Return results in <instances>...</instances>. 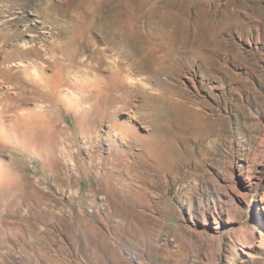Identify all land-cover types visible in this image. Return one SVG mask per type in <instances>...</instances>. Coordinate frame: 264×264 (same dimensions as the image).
Returning a JSON list of instances; mask_svg holds the SVG:
<instances>
[{"label":"rangeland","instance_id":"obj_1","mask_svg":"<svg viewBox=\"0 0 264 264\" xmlns=\"http://www.w3.org/2000/svg\"><path fill=\"white\" fill-rule=\"evenodd\" d=\"M12 94L0 264H264V0H0Z\"/></svg>","mask_w":264,"mask_h":264},{"label":"bare ground","instance_id":"obj_2","mask_svg":"<svg viewBox=\"0 0 264 264\" xmlns=\"http://www.w3.org/2000/svg\"><path fill=\"white\" fill-rule=\"evenodd\" d=\"M37 67V66H36ZM39 68L41 69V66H39ZM28 69H30V67L28 68ZM27 68L25 69V70H28ZM32 70H28V71H26V73H25V76H24V78L26 79V80H28V81H30V82H32L35 86H36V88H37V92H38V94L41 96V94L43 93V88H46L45 86H47V85H50V84H52L51 82H49V80L52 78V76L51 75H49V77H51L50 79H48V77H46L44 74H46V73H42V71L40 70V72L39 71H37L38 69L37 68H31ZM37 69V70H36ZM44 72V71H43ZM48 76V75H47ZM60 78V77H59ZM55 79H57V77L55 78ZM54 81V78H52L51 79V81ZM57 81V80H56ZM60 80H58L57 82H58V84L60 83L59 82ZM139 82V81H138ZM55 84H53V85H50V86H54V88L55 87H59L58 85H56L57 83L56 82H54ZM84 83V82H83ZM60 85V84H59ZM73 86V85H72ZM84 86V85H83ZM98 86V85H97ZM48 88H50V87H48L47 86V88L46 89H48ZM85 88V87H84ZM57 89H59V88H56V90ZM196 89V88H195ZM51 90V89H50ZM45 91V90H44ZM52 91H54V90H52ZM58 96V95H57ZM66 96V95H65ZM13 97H15V96H13V94L12 95H8L7 96V98H5V99H3V102H2V107H1V110H0V143H8L9 141H10V134H11V130L9 129L10 127H11V125L12 124H14L15 122H16V124L18 123V125L17 126H19L18 127V129H17V132L18 133H16V138H17V140L18 141H20V139L21 138H23L22 140H24V134H25V129H26V127H27V125H28V122H27V120H29V117H30V115H32V113L29 111H27V110H15L14 109V106H19L20 104H19V101L18 100H15ZM23 99V98H22ZM27 100V99H26ZM81 100V99H80ZM15 103H18V104H15ZM124 104V103H123ZM181 106H183V105H181ZM19 108V107H18ZM123 108V107H122ZM173 108V107H172ZM11 109H12V111L14 112L15 111V113H16V117L14 116L13 118H11L10 119V123H9V126L8 125H6L5 123H4V117L7 115V113L9 112V111H11ZM25 109V108H24ZM182 109H185V107L183 106V108ZM196 109V108H195ZM176 110V109H175ZM19 111V112H18ZM178 111L179 110H177V112H176V115H177V113H178ZM183 111H185V110H183ZM34 112V111H33ZM31 113V114H30ZM184 113V112H183ZM183 113H181L182 115L181 116H183ZM36 114V113H35ZM187 114V113H186ZM34 115V114H33ZM32 117V116H31ZM9 118V117H8ZM180 118V117H179ZM9 120V119H8ZM7 120V121H8ZM142 120V119H141ZM178 121H180V120H178ZM185 122V121H184ZM184 122H182V124L184 123ZM179 123H181V122H179ZM147 124V123H146ZM175 124V123H174ZM184 125V124H183ZM186 125V124H185ZM15 127V126H14ZM126 128V131H130V133L131 132H133V129L132 130H130V128H128V130H127V127H125ZM15 129V128H14ZM12 134H14L15 135V133L13 132ZM115 134V133H114ZM121 134H122V132H121ZM131 134H134V132L133 133H131ZM131 134H129L130 136H131ZM126 136H128V135H126ZM12 137V136H11ZM20 138V139H19ZM129 139H131V138H129ZM11 140H13V139H11ZM16 140V141H17ZM21 140V141H22ZM24 142V141H23ZM26 142V141H25ZM20 142H18V144H19ZM3 144V145H4ZM114 146V145H113ZM27 154V153H26ZM10 180V179H9ZM7 181V180H6ZM11 181V180H10ZM2 182V181H1ZM5 183V182H4ZM2 184H3V182H2ZM6 184V183H5ZM7 184H9V183H7ZM2 189V188H1ZM7 189V188H6ZM9 189V188H8ZM16 189V188H15ZM6 191H10V190H6ZM7 194V193H6Z\"/></svg>","mask_w":264,"mask_h":264}]
</instances>
